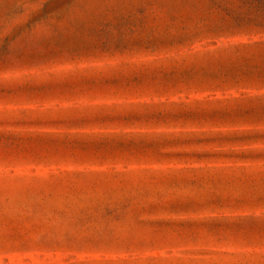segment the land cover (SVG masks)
Listing matches in <instances>:
<instances>
[{
	"label": "rangeland",
	"instance_id": "374dc122",
	"mask_svg": "<svg viewBox=\"0 0 264 264\" xmlns=\"http://www.w3.org/2000/svg\"><path fill=\"white\" fill-rule=\"evenodd\" d=\"M0 264H264V0H0Z\"/></svg>",
	"mask_w": 264,
	"mask_h": 264
}]
</instances>
